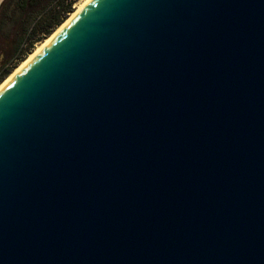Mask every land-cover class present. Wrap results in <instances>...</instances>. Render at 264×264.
Segmentation results:
<instances>
[{
  "label": "water",
  "instance_id": "obj_1",
  "mask_svg": "<svg viewBox=\"0 0 264 264\" xmlns=\"http://www.w3.org/2000/svg\"><path fill=\"white\" fill-rule=\"evenodd\" d=\"M0 264H264V0H87L0 89Z\"/></svg>",
  "mask_w": 264,
  "mask_h": 264
},
{
  "label": "trees",
  "instance_id": "obj_2",
  "mask_svg": "<svg viewBox=\"0 0 264 264\" xmlns=\"http://www.w3.org/2000/svg\"><path fill=\"white\" fill-rule=\"evenodd\" d=\"M78 0H3L0 5V49L5 61L0 83L34 44L50 36L65 21Z\"/></svg>",
  "mask_w": 264,
  "mask_h": 264
},
{
  "label": "bare ground",
  "instance_id": "obj_3",
  "mask_svg": "<svg viewBox=\"0 0 264 264\" xmlns=\"http://www.w3.org/2000/svg\"><path fill=\"white\" fill-rule=\"evenodd\" d=\"M87 2V0H83L76 8L75 10L66 18V20L56 28V30H54L52 32V34H50V36H48L47 38H45L44 40H42L37 46L36 48L23 60L21 61L18 66L0 83V89L4 86V84L6 82H8V80H10L35 54H37V52H39L58 32L59 30H61V28L70 20V18L72 16H74L82 7H84L85 3Z\"/></svg>",
  "mask_w": 264,
  "mask_h": 264
},
{
  "label": "rangeland",
  "instance_id": "obj_4",
  "mask_svg": "<svg viewBox=\"0 0 264 264\" xmlns=\"http://www.w3.org/2000/svg\"><path fill=\"white\" fill-rule=\"evenodd\" d=\"M82 1H83V0H78V1H76V3H75L74 6H73L74 9H75V8H76V7L82 2ZM2 2H3V1H2ZM2 2H1V3H2ZM1 3H0V5H1ZM69 15H70V14H69ZM45 38H46V37H45ZM45 38H44V39H45ZM42 40H43V39H42ZM42 40H40V41H38V42H36V43L34 44V48H33V50L36 48V46H37ZM33 50H32V51H33ZM27 56H28V55H27ZM27 56H26V57H27ZM26 57H25V58H26ZM25 58H24V59H25ZM24 59H23V60H24ZM4 61H5V56L2 54L1 49H0V68L2 67ZM20 62H21V61H20ZM20 62H18V64H19ZM18 64H17L16 66H18ZM13 70H14V69H13ZM11 72H12V71H11ZM9 74H10V73H9ZM9 74H8V75H9ZM8 75H7V76H8ZM7 76H6V77H7ZM6 77H5V78H6ZM5 78H4V79H5Z\"/></svg>",
  "mask_w": 264,
  "mask_h": 264
}]
</instances>
